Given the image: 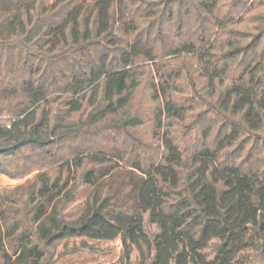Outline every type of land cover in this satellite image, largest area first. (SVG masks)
<instances>
[{
    "label": "trees",
    "instance_id": "16d2710c",
    "mask_svg": "<svg viewBox=\"0 0 264 264\" xmlns=\"http://www.w3.org/2000/svg\"><path fill=\"white\" fill-rule=\"evenodd\" d=\"M33 174L0 194V264L74 238L264 264V0H0V175Z\"/></svg>",
    "mask_w": 264,
    "mask_h": 264
},
{
    "label": "rangeland",
    "instance_id": "374dc122",
    "mask_svg": "<svg viewBox=\"0 0 264 264\" xmlns=\"http://www.w3.org/2000/svg\"><path fill=\"white\" fill-rule=\"evenodd\" d=\"M50 1V0H49ZM59 130L50 131L49 134L58 133ZM47 133L42 130V135ZM34 174L21 179L11 180L0 175V194H7L17 187L27 189L34 179ZM91 192L90 188H82L75 201L65 209L64 216L67 221L76 220L84 211L85 202ZM134 260V259H133ZM51 264H125L122 260V246L120 239L114 241H90L88 239L74 238L57 244L54 248ZM131 264H138L131 262Z\"/></svg>",
    "mask_w": 264,
    "mask_h": 264
}]
</instances>
